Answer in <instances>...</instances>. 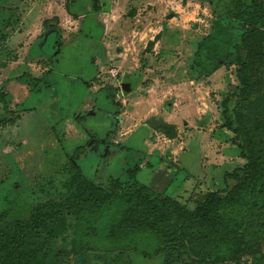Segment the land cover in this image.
Masks as SVG:
<instances>
[{
  "label": "rangeland",
  "instance_id": "obj_1",
  "mask_svg": "<svg viewBox=\"0 0 264 264\" xmlns=\"http://www.w3.org/2000/svg\"><path fill=\"white\" fill-rule=\"evenodd\" d=\"M72 1L67 11V0H0V264H198L191 250L205 245L210 264H264V38L249 50L241 40L249 29L264 32V0L246 28L253 0ZM44 14L57 28L38 40ZM206 38L227 52L216 72L200 78L193 62ZM124 50L131 60L117 61L114 51ZM237 60L253 82L244 99ZM130 61V70L148 71L119 113L137 106L136 96L148 95L151 114L158 104L165 111L176 104L178 129L167 130L176 133L173 141L154 130L160 137L153 132L146 148L147 129L139 128L145 121L134 116L138 129L125 143L102 144L112 138L115 97L108 91L122 99L126 82L118 77L117 87L108 72ZM96 77L104 91L87 95ZM90 94L95 109L86 112L82 102ZM225 98L237 135L222 127ZM127 118L125 127L133 125ZM246 158L252 168L224 184V174L242 169ZM129 180L146 187L151 209L169 196L194 210L220 192L212 219L240 229L239 249L227 250L222 239L209 243L211 227L197 224H178L182 243L169 244L173 223L160 222L157 212L137 214L138 192L121 194ZM47 207L61 215L33 226Z\"/></svg>",
  "mask_w": 264,
  "mask_h": 264
},
{
  "label": "trees",
  "instance_id": "obj_2",
  "mask_svg": "<svg viewBox=\"0 0 264 264\" xmlns=\"http://www.w3.org/2000/svg\"><path fill=\"white\" fill-rule=\"evenodd\" d=\"M252 5L254 7V10L249 18L245 21V24H243V28H246V26H253L254 20L260 15L261 13V6L259 4V0H253ZM219 34V33H218ZM259 38H264V32L259 31L255 28L249 29L248 31H245L242 35V45L246 49L251 48V41L252 40H259ZM213 43V44H210ZM210 44V45H208ZM220 45L219 47L217 45ZM226 48V49H225ZM227 52V46L221 44L219 40H213L212 38H206L200 47L198 48L193 64L198 69V77L200 78H206L209 74L214 73L218 70L220 64L219 60L222 57H225ZM201 55L206 56L205 60L208 62V65L210 66L208 69L205 67V63L201 61ZM264 58V56H261ZM238 62V60H237ZM210 63V64H209ZM240 68L237 73V79L239 81V84L241 85L240 89V96L242 99L249 96L251 93V89L253 87V82L250 80L251 76H249L246 73L247 64L241 62L239 60ZM245 73V74H244ZM1 98V96H0ZM227 104L228 99H224L222 102V113L221 117L224 120L225 124L222 126L224 129H226L229 132H232L233 134L237 135L238 130L232 129L230 120L228 118V110H227ZM174 128L169 125H162L160 128V132L165 135L168 139H173L176 135L175 132L172 134L167 133V130H170ZM241 150V148H238ZM242 155V152L241 154ZM242 158V157H241ZM247 159V164L242 169H236L233 173H225L223 176V182L226 183L227 179L233 180L235 182L240 180L239 173L241 172H248L252 168V162L249 158ZM69 169L71 172L75 170V167L73 164H69ZM80 172V171H78ZM81 173V172H80ZM81 175V174H80ZM119 182V181H118ZM95 189L99 188L95 187ZM129 190H134L138 192L136 196V209L137 214H143L147 217H152L157 212V219H159L160 222L168 223L170 222L172 225H174V228H172L173 232L170 236L167 235V238H169L170 243H182L183 235L181 229L178 230L177 225L179 224L181 227L185 224H197V225H209L211 227V230L209 232L208 238L209 243L215 245L216 240L222 239V242L226 244L225 248L229 251H234L239 249V239L241 236V231L239 228L235 229L234 227H228V225L222 223L219 219H212L213 217V210L214 208L221 204V198L219 197L220 192H212L209 193L205 199L201 200V203L199 206H197L194 210H187L180 204H178L176 201L169 197H162L158 198L159 204L156 208H148L144 205L146 200L148 199V194L146 192V187L143 185H140L137 182H132L127 186V189L122 190L121 194H125ZM87 201H89L90 196H88ZM108 199V198H107ZM95 203H97L98 199H93ZM53 211H50V207H47L44 212H42L37 220H35V224L33 226H39L44 227L46 226L47 222H55L57 217L61 215L62 210L59 207H52ZM164 212L167 213V216L164 215ZM146 221V220H145ZM145 221L142 222V229L145 228ZM162 233H166V230H163ZM205 240H207L205 238ZM222 244V243H221ZM207 246L199 247V248H193L191 251L195 253V255L198 257V261H196L198 264H210L213 263L212 255L207 253ZM195 250V251H194Z\"/></svg>",
  "mask_w": 264,
  "mask_h": 264
},
{
  "label": "crops",
  "instance_id": "obj_3",
  "mask_svg": "<svg viewBox=\"0 0 264 264\" xmlns=\"http://www.w3.org/2000/svg\"><path fill=\"white\" fill-rule=\"evenodd\" d=\"M67 1H68L69 4H67L68 5V8L66 7V10L69 11V10H71L70 6H71V3L73 1L72 0H67ZM93 1H97V0H92V1L91 0H88V2H89L90 5H91V3ZM98 1L100 3H104V0H98ZM45 15L46 14H44L43 16H41V18H40L41 20H39V22H36L37 24L41 25V27L38 30L37 37H36V39L38 38V40L39 39L42 40L43 36L46 33H48V30L50 31L51 29H56L57 28L56 23L55 22L50 23L49 22L50 21V18L48 19L47 17H45ZM69 15H74V14L70 13ZM101 24L102 23H100V26H101ZM33 39H35V36H33ZM153 40H154V38H153ZM153 40L151 42H148V43L149 44H153ZM145 49H147V48H145ZM150 51H152V50H150ZM114 53L116 54L115 56H116V60L117 61L118 60H125V59H130L131 60V55H126L125 50L124 51H120L118 53H116V51H114ZM119 66H120L118 68L119 70H116V68L112 67L113 70H111V71L108 72V73L111 72V74H110L111 76L109 74L108 75H109V77L111 79H115V82L116 83L118 82L117 87L120 86V81H118V77H122V78L124 77V80L126 82H123L122 83V88H121V90L123 92V93H121V95L123 94V96H122V99H121V98H119L120 96L117 93L114 94L112 91H108V96H110V94H113L114 95V96L111 95L109 97L110 100H112L111 97H113V99L115 97L116 101L119 99L118 101H120V102H117L116 103L115 102V99L112 101V105H113V108L114 109H112L111 110V113H109V114H112V116H114L113 119L111 118V120H112L111 124L109 123V126L112 128V131L109 132L112 135V138L110 137V135H107L106 141L105 140L102 141L103 142L102 144H107L109 146L110 145H115V146H119L120 147L121 144L118 142L119 139H122V140L126 139V140H124V143H125L131 137V135H133L134 131L138 129V127L134 124V122L136 121V120H134L135 118L132 119L134 116H136L139 120H144L145 121V124H142L140 126L138 125L139 128H143L144 127L145 129H147L146 135L143 134V136H144L143 146H144V144H146V143L148 144L150 142V140L148 139V136H150V135L153 136V132L155 133V135H157L158 138L160 137V135H158V133H156V132H159L160 134H162L159 131L162 125H169V126L176 127V125H177L176 119L178 117L175 116V114H173V112H174L173 111L174 110L173 109V106L176 107V104L172 105L169 108V111L162 110L160 108L159 104H158V106H157V112H153L151 114L150 107H149V105L146 104V102L148 101V95L147 96H143V97L141 96L140 98H137V96H136V99L134 100L133 104H135V102H137L135 104L137 106L133 107L132 109H130V111H127L126 113H124L123 111L121 113H119V111L122 109L121 107H123V106H121V104L125 105L128 102L127 99H130L129 96H131V94L137 95V93H138V87L141 86V83L145 79V72L148 71V70H145L144 69L143 71H140L139 70V72H138V70H136L138 68L134 69L133 71L130 70L131 67H132L131 66V61H130V64H128V65L126 64V65H119ZM162 68L164 69V67H162ZM48 69H49V72L46 73L47 75L51 73V70L49 68V65H48ZM98 83H100V79H98V77H96V79H95V84L96 85L87 84V86L85 87L86 88V91L88 92L87 95L90 93V91H91V93L92 92L99 93L101 91H104V87H101V85H98ZM148 91L150 92L149 88H148V90H147L146 93H148ZM158 97L159 96H157V99H158L157 101H161V96L159 98ZM106 98H107V96H106ZM95 103H96V99L94 98V96L91 95L88 99H86V98L83 99V102H82L83 109L86 108V112H89L90 110L88 109L89 110L88 111L87 108L91 107V111H93L95 109V105H94ZM140 112H143L142 115H139ZM83 117L86 118L87 116L85 115ZM127 117H129V118H127ZM123 118H127L130 122L133 121V125H131L129 127H125V121L123 120ZM158 121H161V122L159 123ZM155 123L157 125V128L155 127L156 129H151L148 126V125H155ZM119 124H121V126H118ZM119 127L121 129H119ZM176 129H178V128L176 127ZM154 130H157V131L155 132ZM163 136H164L163 137L164 140H166L167 142H171V141L174 140V139H168L167 137H165V135H163ZM147 144H146V148H147ZM123 146L125 147V145H123ZM143 149H145V147ZM142 153L144 154V152H142ZM142 157L143 156L141 155V158ZM146 165H148V163L147 164L145 163L144 165H142V167L141 166H139V167L140 168H143ZM136 167L137 168H135V170L138 171L140 168L138 167V165H136ZM136 171H135V173H136ZM126 173L129 175V170H127ZM134 175L135 174H133L131 176L129 175V178L131 179ZM114 180L119 181V179H114ZM127 182H135V181L129 180ZM163 197H167V196H163ZM169 198L172 199V197H169Z\"/></svg>",
  "mask_w": 264,
  "mask_h": 264
}]
</instances>
